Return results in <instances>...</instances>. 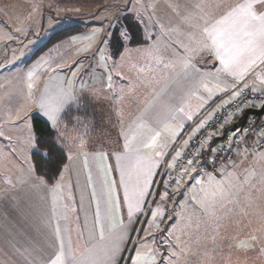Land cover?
<instances>
[{
	"label": "crops",
	"instance_id": "crops-1",
	"mask_svg": "<svg viewBox=\"0 0 264 264\" xmlns=\"http://www.w3.org/2000/svg\"><path fill=\"white\" fill-rule=\"evenodd\" d=\"M237 2L238 0H191L192 7L187 5L179 10L181 0H177L176 7L171 8L173 17H178L177 19H164L161 13L152 10L153 6H149L147 11L152 17L149 18L152 25H148L147 29L142 28V45L129 47L127 44L124 52L115 60L112 58L110 45L108 49L102 47V51L97 53L104 41L101 36H98L90 51H85V47L81 49L79 55H88L90 63L82 66L70 82L65 76L53 80L52 100L46 101L51 109L60 107L56 114L59 129L48 120L43 111L37 110L36 115L46 120L57 134L67 127L70 135L72 132H84L85 139H90L80 152H69L64 148L68 156L73 158L68 160L63 178L60 176L55 185L51 186L44 180V183H40L37 176L30 173L33 149L28 143L29 147L22 150L23 138H27V135L23 136V128L16 124L8 129L10 138L0 135V264H51L60 253L61 241L64 245L63 264H123L132 245L138 220L133 215L130 221L128 209H120V195L113 190L114 179L116 182L129 179L127 173L132 168L151 160L162 167L161 164L173 150L179 136L203 112L219 102L222 96L235 91V87L244 80L251 77L250 85L253 88L264 86V62L257 59L254 65H250V57L245 56L237 66L226 69L214 52L205 50L192 56L190 49L194 44L189 40L192 33L188 26L178 22L182 15L191 13L202 28L204 20L211 24L223 14V9L217 5ZM21 11L17 10L14 15L18 17ZM17 17L9 19L13 28L0 25L2 36L10 28L15 33L23 31L22 27H18L21 23ZM109 19L110 17L107 20ZM89 29L90 27L87 30ZM94 29L91 28L88 34ZM173 29H177L180 34ZM194 31L196 39L202 40L200 29ZM171 32L175 33L172 37ZM171 38L177 46L170 43ZM160 43L169 50L161 51ZM138 48L148 49L146 55L145 52H138ZM169 51L175 55L168 53ZM92 52L98 56L92 55ZM102 55L103 58L100 59ZM109 76L112 77L111 90L108 88ZM129 87L135 88V99L128 103L126 97L122 118L117 117L114 112L109 115L107 105L86 104L83 101L78 104L71 99L86 96L91 89L110 93L116 99L121 95L122 89L127 93ZM72 108L86 111L89 119L66 123L64 115ZM213 109L217 112V106ZM178 112L185 113L181 114V121L191 120L190 126H182L186 122L177 123ZM156 133L159 135L156 136ZM125 134L129 138L135 136L127 150L124 147ZM31 136L34 137L31 143L35 145V136ZM153 136H156L155 145L145 147L151 143ZM212 136L216 140L220 135L215 132ZM256 138L255 134H251L241 144L236 165L243 160L241 151L248 157L257 153L264 155V148L258 151L254 146ZM4 141L19 144L16 149L5 151L1 148V142ZM59 144L63 147L60 140ZM213 147L211 152L217 148L215 145ZM101 152L104 156L99 155ZM196 169L197 165L191 164L187 173L193 176ZM7 180L11 183H6ZM93 183L96 184L95 198ZM96 197L99 200V223ZM101 226L103 239L100 236ZM57 227L60 230L59 239L56 236ZM117 244L120 251L109 261L105 252Z\"/></svg>",
	"mask_w": 264,
	"mask_h": 264
},
{
	"label": "rangeland",
	"instance_id": "rangeland-1",
	"mask_svg": "<svg viewBox=\"0 0 264 264\" xmlns=\"http://www.w3.org/2000/svg\"><path fill=\"white\" fill-rule=\"evenodd\" d=\"M176 1L11 0L6 2L0 0V25L5 24L13 28L14 25H11L9 19L13 20V17H17L14 15L15 12L22 10L17 18L21 23L18 27H22L23 30L15 33L10 28V32L5 30L4 36H2L3 30H0L2 136H9L8 129L17 124L24 129L23 136L27 135V138H23L24 144L21 146L25 151L29 147L30 133L35 136L32 119L37 115V110L42 111L40 107L42 103L50 108L46 101L52 100L53 80L62 79L65 76L70 82L82 66L90 63L87 53V56L79 55L82 48L85 47L87 51H90V48L96 44L98 36H101L104 41L97 53L103 48L108 49L113 32L117 30L121 33L127 30L124 24H121L122 21H131L141 30L147 29L148 25H152L149 19L152 17L147 11L148 8L150 9L149 6H153L152 10L161 13L164 19H177L178 17H173L174 13L171 10L172 7H176ZM187 5L192 7L191 0H181L179 10ZM108 17H110L109 20H107ZM178 22L181 23L180 20ZM119 24L122 27L119 28ZM75 25H80L81 31H76L49 49L43 56L33 59L35 53L55 34ZM88 27H90L89 31L91 28L95 29L88 34ZM175 33L171 32V37ZM177 34H180L179 31ZM171 39L170 43L177 46L175 40ZM129 40L124 39L127 44ZM159 48L161 51L169 50L162 43ZM137 50L145 52L146 55L148 49L138 48ZM97 53L92 52V55ZM168 53L175 55L171 51ZM102 57L103 55L100 59ZM124 57L125 55L122 59ZM81 74L84 75V73ZM257 88L262 90L264 86ZM237 93L238 90L235 89L225 97L228 100ZM53 98L55 100L56 96ZM216 106L217 111H220L222 103L217 102L209 107L210 113L214 112L213 108ZM178 114L177 123L186 122L182 126H190L191 120L181 121V114L185 115V113L178 112ZM198 122H201L200 119L194 124ZM200 125L201 123L198 127ZM198 127L193 129L191 136L196 134ZM112 131L115 130L112 129ZM73 135H82L85 139L84 132ZM259 137L263 139L264 136ZM1 143L3 145L1 148L5 151L14 150L19 144H13L10 141ZM254 146L260 151L264 148V142L257 138ZM175 147L176 145L172 149L174 150ZM31 148L34 150L33 147ZM240 153L243 160L237 165L234 162L231 168H225L227 171L223 170L219 175H210L206 171L207 165L200 166L198 170H201H196L194 177L187 172L184 173L177 187L170 190L159 186L169 156L163 165L161 164L162 167L151 160L132 168V171L127 173L129 179L117 182L114 179L113 190L120 195L119 207L120 209L126 207L129 211L128 203L124 199L125 189L127 188L128 195L132 198L137 185L143 182L147 170L151 169V175L147 177L149 180L147 194L143 197L144 203L141 204L142 210L134 214L135 219L138 220L136 233L123 264H130L129 257L135 255L134 247L140 246H144L145 250L153 249L156 252L157 264H169V261L172 264H264V155L256 152L257 154H253L251 158L243 151ZM215 155V151L208 155L206 164L212 158L214 159ZM189 167L190 165L187 167L188 170ZM157 175H159L158 178ZM95 185L93 183L94 198ZM221 187L224 190L223 197L219 195ZM165 193H167L166 196ZM96 205H99L97 197ZM155 210H159L160 215L155 224H152L150 223L151 212ZM252 236L256 237L254 241L250 239ZM241 241L246 242L248 247L238 246ZM176 245H179V248ZM173 251L177 252V256L171 255Z\"/></svg>",
	"mask_w": 264,
	"mask_h": 264
},
{
	"label": "snow or ice",
	"instance_id": "snow-or-ice-1",
	"mask_svg": "<svg viewBox=\"0 0 264 264\" xmlns=\"http://www.w3.org/2000/svg\"><path fill=\"white\" fill-rule=\"evenodd\" d=\"M177 7H179V5H177ZM217 7L223 9V14L219 17V19H216L215 22L211 24L207 20H204L202 28L191 13L181 16V25L188 26L192 33L189 36V40L193 41L194 44V46L190 49L192 56H195L197 52H203L205 50L209 51L210 53L214 52L216 58L220 60L226 69L237 66L240 63L241 58L245 56L250 57V65H254L257 59L261 60V62H264V0H238V2L235 4H219ZM201 19H203V17H201ZM161 27H163V25ZM197 28L200 29V35L204 37L203 40L196 39V33L194 30ZM173 31H177V29H173ZM120 36L123 39H130L129 32L127 30L121 32ZM85 51H87V49H85ZM258 52L259 55H257ZM188 62H191V57L189 58ZM117 74L119 75V73ZM111 80L112 77L109 76L108 88L110 90L112 88ZM29 87L31 88V85H29ZM134 93V87H129L127 93H125L122 89L121 95L114 99L110 93L91 89L86 96H82L79 99H71H73V101L78 104L83 101L86 104L91 103L93 105H107L109 109V115L114 112L117 117L122 118L124 114L126 97L128 98L127 102L131 103L135 99ZM40 107L48 120L52 121L53 125L59 129V123L56 114L60 111V107L51 109L43 103L40 105ZM180 111H183V109H180ZM188 118L191 119V116ZM200 127H203V124H201ZM0 135H3V133L0 132ZM158 135L159 133H156V136ZM156 136H153L151 143L146 144L145 147H153L156 143ZM58 138L61 141L63 147H57L56 144H51L48 151L45 152L35 149V145H32L31 141L34 139V137L31 136V133L29 136V144L35 149L36 154L40 157L41 164L45 169L43 175H49L50 172H58L62 179L63 170H66L68 165L63 163L64 157L62 155L57 156L56 153H62L64 148H67L69 152H80L87 146V141L82 135H70L67 127H65L63 131H58ZM134 140L135 136L129 138L125 134L124 147L126 150ZM185 143L187 144V141H185ZM99 155L104 156V153L101 152ZM157 155H161V153H157ZM179 156L180 153L177 152L174 160L179 158ZM66 158L71 160L73 157L67 156ZM188 163L191 165L192 160H189ZM174 166V163L169 164L170 168ZM29 171L31 174H35L37 171V165H31ZM183 171L186 173L188 169H184ZM150 175L151 169L149 168L146 172L143 182L137 185V189L132 198L129 197L127 188L125 189L124 199L128 203V216L130 221L137 211L142 210L141 204L144 203L143 197L147 194V188L149 186V180L147 177ZM37 179L40 181V183H44L42 177H37ZM210 179L212 178L210 177ZM179 182L180 181L178 180L177 183ZM6 183H11V181L7 180ZM197 183H199V181H197ZM93 194L95 195V193ZM223 194L224 190L221 187L219 195L223 197ZM164 195L166 196L167 193ZM96 215L97 223H99V205L97 207ZM151 215L152 221L150 223L155 224L158 216L160 215L159 210L152 211ZM156 226L158 227V225ZM59 235L60 230L59 227H57L56 236L58 239ZM100 236L101 239L104 238L103 226H101ZM250 239L254 241L256 237L252 236ZM238 246L248 247V244L244 241H241ZM176 247L179 248V245H176ZM63 249L64 245L63 241H61L60 253L56 259L51 262V264H63ZM119 251V245H114L111 249L105 252V257L111 261ZM182 251L183 250L181 249V252ZM134 252L135 255L129 257L130 264H157L156 252L153 249L145 250L144 246H140L134 247ZM171 255L175 257L177 256V252L173 251ZM169 264H172V262L169 261Z\"/></svg>",
	"mask_w": 264,
	"mask_h": 264
},
{
	"label": "built area",
	"instance_id": "built-area-1",
	"mask_svg": "<svg viewBox=\"0 0 264 264\" xmlns=\"http://www.w3.org/2000/svg\"><path fill=\"white\" fill-rule=\"evenodd\" d=\"M251 81L252 78L249 77L236 87L235 89L238 90V93L231 99L227 100L225 96L221 97L219 100L222 103L220 111L210 113L209 109L207 113L204 112L199 118L201 122L194 124L191 129L187 130L180 142L176 144L173 152L169 155L168 162L165 163L164 174L159 182L160 187L169 190L176 188L178 185L177 181H180L185 173L183 170L187 169L189 165L188 161L192 160L193 163L199 157L204 149L203 147L209 142L214 132H219L222 128L231 125L245 109L260 108L264 105V89L253 88L250 85ZM200 123L204 126L198 127ZM197 127L196 134L191 136L193 129ZM251 134H255L263 143V139L259 136H264V116L260 119L256 116H250L244 128L237 129L233 133H227L225 139L215 149V158H212L208 163L206 171L210 175H218L225 168L232 166L237 160L241 144ZM185 141H187V144ZM177 152L180 153V156L174 160ZM173 163L175 166L170 168L169 164Z\"/></svg>",
	"mask_w": 264,
	"mask_h": 264
},
{
	"label": "trees",
	"instance_id": "trees-1",
	"mask_svg": "<svg viewBox=\"0 0 264 264\" xmlns=\"http://www.w3.org/2000/svg\"><path fill=\"white\" fill-rule=\"evenodd\" d=\"M121 24L122 25L124 24V26L127 28V31L129 32V35H130V41L128 43V46L129 47H137V46L142 45L143 35H142L141 28L137 24L135 25V24L131 23V21H122ZM122 25L119 24L118 27L120 28V27H122ZM81 29H82V27L80 25H75V26H71L67 29H64V30L58 32L35 53V55L33 56V59L40 57L42 54L46 53L49 49L54 47L56 44H58L59 42H61L65 38L73 35L74 33H76V31H79V30L81 31ZM126 45H127V43L120 36V31L115 30L112 34L111 43H110V48L113 49L112 50L113 59H117L124 52ZM203 114H204V112H203ZM239 117L240 116H238V118ZM64 118H65L64 120L66 121V123L72 124V123L76 122V120H79V119L87 120V119H89V116L86 114V111H84V110L72 108L66 112V114L64 115ZM32 126H33V131L35 134V149H38L41 152H45V151H48L49 146L51 144H56L57 147H61L59 144L57 131L46 120H44L40 116H34L32 119ZM225 128H222L219 131V135H220L219 138L222 136L223 130ZM187 130H188V128L186 129V131L182 135L179 136L180 138L178 140L183 138V135L187 132ZM212 135H211V138L209 140L210 143L208 142L203 147L204 149H203L202 153L193 162V164L197 165V169H196L197 171L201 170V169L198 170L200 168V166L208 165V164H206V162L208 161L207 156L212 153L211 151L214 148L213 146L214 145L218 146L221 144V142L216 143L215 139H212L213 138ZM35 149L33 150L32 154H31L32 164L37 165V171L35 172V175L37 177H42L43 180L47 184H49L51 186L55 185L57 180L60 178V174L58 172H50L49 175H43L45 169L43 168V166L41 164L40 157L36 154ZM56 155L57 156L62 155L64 157L63 163L64 164L68 163V159L66 158L68 156V154H67L65 149H63L62 153L57 152Z\"/></svg>",
	"mask_w": 264,
	"mask_h": 264
},
{
	"label": "water",
	"instance_id": "water-1",
	"mask_svg": "<svg viewBox=\"0 0 264 264\" xmlns=\"http://www.w3.org/2000/svg\"><path fill=\"white\" fill-rule=\"evenodd\" d=\"M250 116L253 117H257L258 119H260L262 116H264V105H262L260 108H248L244 110V113L241 117L238 118L237 121L232 122L231 125H229L228 127H226L223 130L222 136L218 139L215 140V142H222V140L225 139V137L227 136L226 134L229 132H234L237 129H241L244 128V126L247 124L248 119L250 118ZM195 175H193L194 177Z\"/></svg>",
	"mask_w": 264,
	"mask_h": 264
},
{
	"label": "bare ground",
	"instance_id": "bare-ground-1",
	"mask_svg": "<svg viewBox=\"0 0 264 264\" xmlns=\"http://www.w3.org/2000/svg\"><path fill=\"white\" fill-rule=\"evenodd\" d=\"M248 109V108H247ZM243 113H244V111H243Z\"/></svg>",
	"mask_w": 264,
	"mask_h": 264
}]
</instances>
